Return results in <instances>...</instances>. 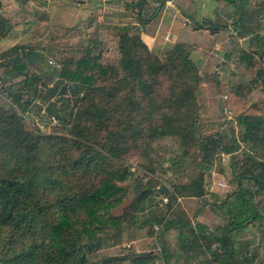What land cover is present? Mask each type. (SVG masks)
<instances>
[{"label": "trees", "instance_id": "trees-1", "mask_svg": "<svg viewBox=\"0 0 264 264\" xmlns=\"http://www.w3.org/2000/svg\"><path fill=\"white\" fill-rule=\"evenodd\" d=\"M174 1L183 15L195 21L194 0ZM218 1L220 5L239 3V0ZM137 4L141 7L143 0ZM8 22L0 14V41L10 30ZM221 22L209 24L211 31L226 27V23ZM233 25L239 35L250 31L241 17ZM99 30L91 32L86 46H63L59 69L45 73L29 71L30 64L35 66L37 58L43 59L30 47L23 49L16 44L0 52L1 82L24 75L18 82L19 89L13 84L5 87L10 99L18 98L15 101L22 112L0 104V264H112L117 259L91 258L88 247H99L103 236L119 237L121 225L136 222L143 203L158 193L157 188L162 183L146 182L145 188L122 214H113L112 210L122 204L135 188L138 189L139 184L136 171L119 162L133 148L126 134L131 130L130 124L124 125V133L118 131L109 138H99V134L108 129L111 111L116 110L104 99L114 98L121 86L132 89L142 84L148 89V97L144 100L146 114H154L157 106L151 89L153 75L171 71L183 77L182 82L168 87V98L174 101L171 106L173 115L166 114L163 122L152 125L150 135L173 134L186 145L200 136L196 90L207 78L199 73L197 64L190 58L194 46L179 42L174 51L167 52L165 61L160 60L143 40L140 30L132 33L127 27L120 34L119 63H105L102 61L104 42ZM259 74L263 71L260 70ZM44 77L48 82L55 77L62 78L66 89L76 97L72 107L67 108L61 97L47 107L49 119L70 125L71 133L81 147V154L70 159L69 169L65 170L68 173L73 169L79 175L65 178V184L49 173L39 156L41 140L52 143L57 135L26 122L33 98L36 99L40 92L37 84ZM262 79L264 82V77ZM59 92L66 93L64 89ZM248 101L233 93L227 108L243 128V142L264 147L263 115L251 112L252 106H246ZM243 108L247 109L242 111ZM223 138L226 142L222 151L233 153L238 150L235 138L223 130L210 137L209 141L202 139L199 147L208 164ZM56 142L60 143H53ZM245 158L237 180L252 178L254 190L248 192L239 182L234 199L230 200L232 194H228L222 208L227 206L225 215L229 220L211 230L202 223L195 224L178 202L179 196L199 197L207 193L203 174L189 184L176 183L169 195L168 214L156 213L149 220L150 234L156 236L161 251L137 252L130 259V264H158L157 260L161 258L165 264H193L196 253L202 251L201 237L206 238L207 233L211 237L207 244L210 264H253L254 254H244L236 245L232 232L249 227L251 223H264V162L251 154ZM56 182L63 189L53 198L50 187L57 185ZM256 196L261 199L257 200ZM155 224H158L157 230L153 228Z\"/></svg>", "mask_w": 264, "mask_h": 264}, {"label": "rangeland", "instance_id": "rangeland-1", "mask_svg": "<svg viewBox=\"0 0 264 264\" xmlns=\"http://www.w3.org/2000/svg\"><path fill=\"white\" fill-rule=\"evenodd\" d=\"M86 1L83 4H79V0H68L70 4L66 7H58L53 3L49 11L51 16L50 23L39 24L41 28L36 27L34 30L29 28V31L32 30V32L24 29V39L21 40L19 45L23 49L30 47L36 50L43 58H37L35 66L30 64L29 71L45 73L47 70L54 68L58 70L60 67L61 48L68 44L76 46L88 45L91 32L97 29H100L105 34H102V41L104 42L102 61L105 63H119L121 58V31L127 27L131 29L132 33L137 31L133 28L140 25V15L136 10L140 8V5L135 2L131 5V0ZM140 1L138 0V3ZM154 8L156 9V7H152L150 10L145 11L143 18L152 17L155 12ZM222 22H225V20L222 19ZM68 24L71 25L68 26ZM157 24L158 22L151 27L153 31H156ZM207 29L211 30V28ZM220 29L221 27L217 28L216 31ZM100 30L99 33L101 32ZM203 32L204 30L202 29L200 32L195 33V36L192 38L188 37V39H192V41L200 40L205 45L206 43L209 45L214 38L206 36ZM28 33L31 34L28 35ZM252 37L250 38L252 39ZM217 41L220 43V48L217 51L218 55L211 52L215 46L217 47V43L214 42L205 50L207 52L205 54L208 56H202L200 52H192L190 56L197 64L199 73L202 76H206L207 81L202 82L196 90L200 136L189 145L184 144L179 137L173 134L166 136L150 135L152 125L163 122L166 114L173 115L174 108L171 106L174 105V101L171 97L168 98V95H170L168 87L169 85L174 86L182 82L181 79L183 78L174 72L161 71L153 75V87L151 89L153 94H155L157 106L154 114H146L144 100L148 97V89L143 88L142 84L136 85L132 89L121 86L122 88L118 90L114 98L104 99L109 106H115L116 110L111 111L110 118H107L109 120L108 129L103 130L99 134V138L101 136L109 138L113 132L122 131L124 133V125L130 124L131 130L127 131L126 134L128 142L133 148L119 162L130 165L132 170L136 171L139 182L138 189L135 188L122 204L115 207L112 210L113 214H122L139 191L145 188L146 182H162L170 189H173L174 184H189L203 174L207 193L200 198L209 202L216 200L215 206L217 209L215 210H220L218 212L219 218L217 217L213 221L214 224L218 226L224 224L225 220H229V217L225 215L227 206L222 208L223 200L226 199L229 193L232 194L234 199L233 194L239 187L237 176L239 175L242 161L246 159L247 145L242 140V126L237 124L233 113V118H228L226 107L231 101L232 94L236 93L242 99L250 100L246 106H252L253 110L251 112L264 115V84L261 82L263 74H259V71L264 69V53L256 42L252 43L255 49L249 46V41H245L246 43L244 42L243 45L240 42H236V44L231 45L234 55L230 58V36L221 33ZM176 45L169 47L166 52L158 53L156 50L159 51V48L155 50L156 52L154 50L151 51L160 60L165 61L167 52L174 51ZM243 50L249 57L241 54ZM253 52H256V54ZM22 77L24 75L9 77L6 82L0 81V104L12 107L19 112H22L21 108H18L15 101L18 98L10 99L5 87L13 84L16 89H19L18 82ZM37 85L40 88V92L36 99L35 97L33 98L34 102L28 114L32 116L33 122L28 116L26 122L29 125H38L44 132L52 133L54 136L57 135L58 138H54L52 143L45 139L41 140L39 156L41 163L48 169L49 173L65 184V178L79 175L74 173L73 169H70L68 173L65 170L69 169L70 159L81 154V147H79L75 137H73L70 125H64V122L60 120L49 119L47 107L49 103L55 104L56 99L60 97L66 102L67 108L69 106L72 107L76 97L72 91L66 89L62 78L55 77L52 82H48L44 77ZM63 89L66 92L65 94L59 92V90ZM225 95H228V99H223ZM246 109L243 108L242 111ZM40 110L43 111L41 114ZM222 130L230 137L235 138L239 145V150L227 161L219 159L218 153L222 152L223 144L226 142L223 138L220 147L208 164L200 150L199 143L202 139L209 141L210 137L217 136ZM55 141H60V143H53ZM134 143H138L137 146L132 145ZM92 144L95 148H99L97 144ZM118 167L123 169L122 165L118 164ZM220 180L225 181V185H220ZM56 183L57 185H51L50 187V195L53 198L63 189L58 184L59 182ZM243 186L246 190L252 188L251 190L253 191V185L249 184V182H243ZM252 191L248 190V192ZM158 196L153 201L149 200L145 208L139 211V221H146L145 226L140 227L139 224L123 223L119 237L116 235L103 236L99 247L95 245L88 247V253L91 258H117L112 264H130V259L135 253L139 251L147 252L146 250L156 246V236L154 235L151 238L148 235L150 230V221L148 219L153 216V211L164 215L168 214V207L160 206L158 203L162 195ZM189 200L187 198L184 199V204L187 207L188 204L189 206L191 205ZM230 200L232 199L230 198ZM199 204H201V201ZM196 207L190 208V214L194 213ZM257 224L251 223L249 225L251 233L257 229ZM153 228L155 229L156 226ZM246 230L247 228H241L238 229V233L233 234V236L235 235L236 245L239 246L244 254L249 252H246L247 250L244 246V244H247L246 238H249Z\"/></svg>", "mask_w": 264, "mask_h": 264}, {"label": "crops", "instance_id": "crops-1", "mask_svg": "<svg viewBox=\"0 0 264 264\" xmlns=\"http://www.w3.org/2000/svg\"><path fill=\"white\" fill-rule=\"evenodd\" d=\"M85 1L86 0H79L80 2L79 4H83L85 3ZM103 1H108V0H103ZM134 2L137 3L138 0H131L132 3L131 5H133ZM53 3H55V6L58 7H62V6L66 7L69 6L70 4L68 3V0H0V14L3 15L9 21L8 23L10 25V30L0 41V52L16 44H20L21 40L24 39V35H23V33L25 32L24 29L26 30L28 29V32H32V30H34V28L36 27L41 28L39 24L42 25V23H46V24L50 23L51 16L49 14V11L52 8ZM152 7H156V9L154 8L155 12L154 14H152V17H150L151 19L149 18L144 19L143 18L144 12L150 10ZM194 9H195V17H196L195 21L183 15L174 0L171 3L169 2V0H143V5L139 9L138 8L136 9L140 14V25L136 26L137 27L136 29L140 30L141 37L143 38V40L146 42V44L151 50L155 51L157 48L160 49L159 51L156 50L158 53L166 52L169 47H173L179 42H187L194 46L193 53L200 52L202 53V56H204L207 55L205 54L207 53L205 52V50L208 48V46L216 42L217 47L215 46V48L211 50V52L217 54V51L220 48V43L217 40L219 34L221 33H225L226 35L230 36V58H232L234 55V51H232L231 45L236 44V42H240L243 45L245 41H249V46H251L253 49H255V47H253L254 45L252 43L256 42L258 46L261 47L260 50H262L264 53V0H239V3L237 5H233V4L228 5L226 3L220 5L218 0H194ZM240 17L241 20L244 22V24L250 28V31L246 34L239 35L236 29L234 28L233 24ZM147 19H149V21L147 23H144V21ZM222 19L225 20L226 27H221L220 30L214 32H211L210 29H207L210 28L209 24H215L217 22L222 21ZM156 22H158L157 29L156 31H153L151 27ZM196 23L200 25L202 24L204 25V27L202 28L198 27L199 25H197ZM70 25L71 24H68V26ZM29 28H31L32 30L29 31ZM202 29L204 30L203 33H205L206 36L214 38L212 43H209V45L207 43L205 45L200 40L192 41V39H188V37L192 38L193 36H195V33L200 32ZM252 32L254 33V36L251 39L248 37V34ZM29 34L31 33H28V35ZM102 34L105 35L101 31L100 32L101 39L103 37ZM253 53L256 54V52ZM241 54H243L245 57H249V55L246 52H244V50L243 52H241ZM262 71L264 77V69ZM261 82H263V79H261ZM262 84H264V82ZM262 118L264 121V115L262 116ZM244 144L247 145L245 152L246 155L251 154L253 157L258 158L264 162V147L262 146L255 147L251 143H247L246 141L244 142ZM238 150L235 151V154L238 152ZM243 163L245 164V161H242V164ZM238 182H242V183L249 182V184L253 185L254 180L250 177H245L238 179ZM251 189L248 190L252 191ZM171 190L172 189H170V191ZM160 194L162 195L163 193H161L158 190V193L151 195L150 198H148L143 203L144 205L141 210L145 208V205L149 202V200L153 201V199ZM205 195L199 197L179 196L178 202L181 201L180 202L181 205L183 206L188 216L192 219V221L195 224L199 222L208 226L209 229L215 230L219 225L217 226L216 224H214L213 221H215L217 217L219 218L218 212L220 210L219 209L215 210L217 209L215 206L217 203L216 200H213L212 202L203 201L201 198L204 197ZM215 196L217 197V195ZM186 198L190 199L189 201L191 203L190 206L188 204V207L184 204V199ZM230 198L233 199L232 195L230 196ZM256 199L260 200L261 197L256 196ZM200 201L201 204H199ZM197 205L199 206L196 207ZM202 206L203 208H201ZM191 207L194 208L196 207L193 214H190ZM155 214L156 212L153 211V215ZM139 218L140 216L138 212L135 219L136 222H133L131 224L134 225L139 224L140 227L145 226V223L143 221H139ZM152 218L153 216L149 217L148 221L151 220ZM246 228H247L246 231L248 232L249 235L248 236L249 238H246L247 244H244L247 250L246 252L249 251V245L257 244V247L253 252L255 257L253 264H264V223L257 224V229L252 233L250 232L249 227ZM155 229L157 230V228ZM238 232L239 231L236 230L233 231L232 233L234 234ZM148 235L151 238L154 237V235L150 234V230ZM210 238H211L210 233L206 234V238L201 237L202 245H203L202 251H198L196 253L195 255L196 260L193 264H210L209 259L211 257V254H210V249L207 247V244H209L211 241ZM157 244L153 248L151 249L149 248L150 250H146V251L149 252L154 250L155 252L159 253L161 250H160V246ZM214 245L219 247L218 243L214 242ZM157 263L165 264V261L163 260V258H161L157 260Z\"/></svg>", "mask_w": 264, "mask_h": 264}, {"label": "built area", "instance_id": "built-area-1", "mask_svg": "<svg viewBox=\"0 0 264 264\" xmlns=\"http://www.w3.org/2000/svg\"><path fill=\"white\" fill-rule=\"evenodd\" d=\"M172 1L173 0H169L170 3ZM253 35H254L253 32L252 33H249L248 34V37L250 38ZM223 99H228V95H225ZM226 113H227L228 118H232L233 117L232 116V111L229 108H227V107H226ZM233 154H235V152H233V153H226V152L222 151V152L218 153V158L221 159L222 161H227V160L231 159V156ZM219 183H220V185H225V181H223V180H220ZM168 202H169V195L162 194V197L160 198V200H159L158 203H159L160 206H165V205L168 204ZM155 226L158 229V224H156ZM256 247H257V244H251V245H249V252H248V255L249 256H251L253 254V252L255 251Z\"/></svg>", "mask_w": 264, "mask_h": 264}, {"label": "water", "instance_id": "water-1", "mask_svg": "<svg viewBox=\"0 0 264 264\" xmlns=\"http://www.w3.org/2000/svg\"><path fill=\"white\" fill-rule=\"evenodd\" d=\"M198 28V27H196ZM28 118H30L31 122H33V118L31 115H28ZM158 190L165 194V195H170V188L165 184V183H162L159 187H158Z\"/></svg>", "mask_w": 264, "mask_h": 264}]
</instances>
